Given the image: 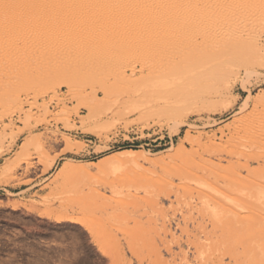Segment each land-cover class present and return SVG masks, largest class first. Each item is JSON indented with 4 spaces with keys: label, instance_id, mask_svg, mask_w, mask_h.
I'll return each instance as SVG.
<instances>
[{
    "label": "rangeland",
    "instance_id": "1",
    "mask_svg": "<svg viewBox=\"0 0 264 264\" xmlns=\"http://www.w3.org/2000/svg\"><path fill=\"white\" fill-rule=\"evenodd\" d=\"M0 264H264V0H0Z\"/></svg>",
    "mask_w": 264,
    "mask_h": 264
},
{
    "label": "bare ground",
    "instance_id": "2",
    "mask_svg": "<svg viewBox=\"0 0 264 264\" xmlns=\"http://www.w3.org/2000/svg\"><path fill=\"white\" fill-rule=\"evenodd\" d=\"M163 9L167 10V9H170V7L168 6V4H165Z\"/></svg>",
    "mask_w": 264,
    "mask_h": 264
}]
</instances>
